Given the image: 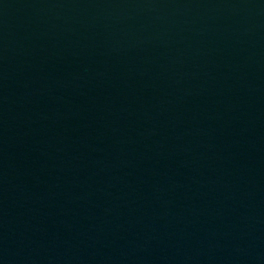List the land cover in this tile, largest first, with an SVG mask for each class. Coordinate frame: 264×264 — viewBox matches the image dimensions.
Instances as JSON below:
<instances>
[{"label":"water","instance_id":"1","mask_svg":"<svg viewBox=\"0 0 264 264\" xmlns=\"http://www.w3.org/2000/svg\"><path fill=\"white\" fill-rule=\"evenodd\" d=\"M0 264H264V0H0Z\"/></svg>","mask_w":264,"mask_h":264}]
</instances>
